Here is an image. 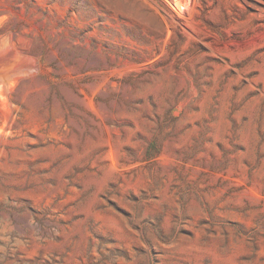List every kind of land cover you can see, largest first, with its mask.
<instances>
[{
	"label": "rangeland",
	"instance_id": "obj_1",
	"mask_svg": "<svg viewBox=\"0 0 264 264\" xmlns=\"http://www.w3.org/2000/svg\"><path fill=\"white\" fill-rule=\"evenodd\" d=\"M0 264H264V0H0Z\"/></svg>",
	"mask_w": 264,
	"mask_h": 264
}]
</instances>
